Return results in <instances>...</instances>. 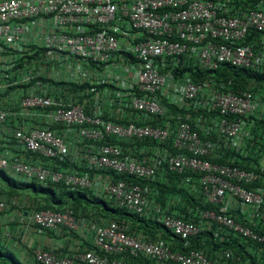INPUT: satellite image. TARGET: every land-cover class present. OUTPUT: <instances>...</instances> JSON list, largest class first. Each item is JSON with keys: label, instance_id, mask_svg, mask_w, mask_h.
I'll use <instances>...</instances> for the list:
<instances>
[{"label": "built area", "instance_id": "built-area-1", "mask_svg": "<svg viewBox=\"0 0 264 264\" xmlns=\"http://www.w3.org/2000/svg\"><path fill=\"white\" fill-rule=\"evenodd\" d=\"M253 31L264 33V7L248 8L246 14L235 15L224 8L222 0H0V66L5 55L15 61L21 44H28L25 41L37 43L47 49L45 52H58L64 58L75 57L89 63L93 70L77 71V81L83 83L92 78L97 84L112 81L117 86L120 99L129 98L131 106L138 111L164 113L166 107L161 100L151 96L157 93L181 106L188 100L195 106L202 104L209 111H216L219 114L213 117L214 128L209 123L207 132L216 130L239 148L244 141L243 117L255 109V94L233 91L208 93L203 83L189 76L174 79L171 72H162L158 59L182 56L186 67L198 66L209 70L217 69L223 63L262 67V39L256 44H239ZM129 63H138L139 71L126 86L122 77L134 71ZM13 66L15 64L9 68ZM120 67H124V71L119 72L117 69ZM107 68L109 70L106 71ZM28 75L26 81L31 78ZM39 75L37 73L34 77ZM171 81L173 83L169 86ZM180 82V89L175 91ZM101 90L97 96L105 97L108 102L114 100H108L112 97L109 96V87ZM171 94L172 97L169 96ZM176 95L181 99L175 98ZM258 107L264 112V91ZM47 108L52 109L46 112ZM26 110L27 115L38 113L46 116L52 124L62 123L69 132L90 142L82 152L73 154L74 162L82 161L90 169L108 170L129 178L114 180L113 176L104 177L99 173L94 176L72 173L64 168L52 169L42 163L10 162L4 157L0 158V168H11L26 178L50 180L67 187L92 189L98 185L121 206L139 214L158 210L161 204L154 197L156 189L132 182V176L148 181L161 179L167 173L163 171L165 167L180 174L189 172L186 182L192 183L194 175H198L193 187L204 195L208 204L219 206V210L208 208L201 212L200 217L209 228L212 222H216L244 238L264 241V236L229 213L228 203L233 199L249 208L247 218L264 221V189L245 186L260 178L259 171L212 161L211 156L219 144L204 138L189 122L182 121L167 127L135 122L123 124L89 114L80 104H67L48 95L25 97L17 111ZM10 112V109L0 108V126ZM108 136L133 143L144 140L164 143L172 138L174 147L182 152L174 154L151 143L136 146L133 154H126L117 144L103 143ZM16 138L27 151L44 158L56 160L70 155L65 137L50 126H26L16 132ZM260 167L264 168V153ZM2 207L0 204V209ZM161 219L166 228L185 240L201 231L198 223L185 219L179 211L164 214ZM28 224H36L56 234L63 228L76 232L81 227L71 208L35 211ZM93 229L94 249L65 253L40 248L35 251L34 259L42 264H134L126 259V255H130L155 258L162 264H216L201 250L176 251L165 242L130 234L127 225L114 219L95 224ZM232 257L230 251L221 256L225 263Z\"/></svg>", "mask_w": 264, "mask_h": 264}, {"label": "trees", "instance_id": "trees-1", "mask_svg": "<svg viewBox=\"0 0 264 264\" xmlns=\"http://www.w3.org/2000/svg\"><path fill=\"white\" fill-rule=\"evenodd\" d=\"M232 14L242 11L244 8L264 7V0H232ZM243 8V9H244ZM263 32L253 31L241 41L240 45L256 44L261 40ZM47 49L37 43H22L19 49L18 57L15 61L4 56L2 66L0 67V96L9 94L12 90L20 89L19 102L14 105V111H17L20 102L28 95H48L54 100L63 101L67 104H80L85 111L92 115H100L106 120H112L123 124L135 122L140 125H152L157 127H167L170 124L175 125L182 121L189 122L204 138L212 140L219 144V147L211 156V160L222 164H234L242 168L258 170L260 178L253 184L245 185L248 188L264 189V168L261 169L260 163L264 153V112L259 110L258 102L261 93L264 91V66L262 67H242L230 63H223L217 69H201L198 66L188 68L185 66V57L174 59L171 57H160L158 64L162 72H171L174 79H183L189 76L192 80L201 82L205 85L206 91H233L236 93L253 92L257 101L255 109L243 118L244 131L243 143L238 148L232 140L220 136L216 130L211 133L207 132V126L211 123L214 128L213 117L218 116L216 111H209L208 108L201 105H193V101H185L182 106L171 101L169 97L162 93L151 94L157 100H161L166 110L162 114H152L145 111H138L131 106V100L120 99L117 95V86L113 82L94 83L95 78L91 81H72L65 79H56L48 77V73L40 74L37 68L33 73L25 71V59L40 58V53L45 56ZM33 52L32 55L29 53ZM128 57L134 56L127 53ZM12 64L15 66L9 68ZM44 65V63H43ZM102 68V67H100ZM29 75H28V74ZM26 75L30 76L25 80ZM6 81V82H5ZM41 83H38V82ZM3 85H9L4 87ZM109 87L110 95L108 100L114 98L109 104L105 97L99 98L97 93L104 87ZM144 96V94H142ZM202 97L199 98V101ZM0 108L10 109L0 103ZM47 108L45 111H50ZM33 121L34 127H48L56 131L57 134L65 137L68 142L70 155L64 159L44 158L38 153L27 151L16 138L18 130H24L23 117L16 118L13 115L7 117L6 121L0 126V158H8L10 162L19 160L28 163H42L52 169H63L72 173H86L94 176L99 173L104 177L113 176L114 180L128 179L127 175H118L108 170H95L86 167L82 161L74 162L73 145H88L89 141L83 140L78 134L71 135L67 126L62 123L52 124L47 118L39 119L35 115ZM76 127V126H75ZM75 140V142H73ZM98 143V142H97ZM103 143H113L121 146L126 154H133L136 146L143 144L156 143L160 148H166L174 154L182 151L175 148L173 139L167 142L157 140H144L133 143V141L108 136ZM85 149V148H84ZM82 151H78L80 153ZM8 169L0 168V203L4 202L10 206L11 211L17 209L21 224H27L30 217L35 211L42 209H53L64 211L67 208L74 210L79 221L93 218L96 224H102L104 221L114 219L128 226V232L142 239L151 241L165 242L176 251L190 252L192 249L203 251L208 258L216 264H264V241L258 242L252 239L244 238L234 233L233 230L212 222L209 228L205 221L201 219V212L212 208L219 210V206L211 205L206 202L204 195L193 187V182L198 181V175H194L192 183H187L186 178L189 172L182 174L171 171L167 167V172L161 179L144 180L132 176V182L156 189L154 197L161 204L160 209H151L149 213L139 214L127 206H121L112 197L109 201L94 194L93 189L84 187H67L63 184H56L50 180H45L46 184L36 182H27L18 179L15 175L10 174ZM158 194V195H157ZM173 203V204H170ZM6 206V207H7ZM170 206V209L168 208ZM264 206V204H263ZM179 211L187 220H194L201 227V231L189 240L182 239L172 230L166 228L162 222L164 214H174ZM28 212V215L26 213ZM93 214V216L90 215ZM229 213L237 220L249 226L253 231L264 236V221L249 219L241 211L230 209ZM197 214V215H196ZM91 221V220H90ZM87 222V220H86ZM40 227L36 224H31ZM49 231V230H47ZM4 249L7 252H4ZM47 249V248H46ZM87 249H94V245H89ZM33 252V259L35 252ZM225 251H230L233 257L226 263L221 256ZM126 259L134 264H162L155 258L140 257L134 258L126 255ZM0 264H27L22 261L15 252L0 242ZM32 264H42L36 260ZM170 264H179L172 262Z\"/></svg>", "mask_w": 264, "mask_h": 264}, {"label": "crops", "instance_id": "crops-1", "mask_svg": "<svg viewBox=\"0 0 264 264\" xmlns=\"http://www.w3.org/2000/svg\"><path fill=\"white\" fill-rule=\"evenodd\" d=\"M231 2L232 0H222V5L225 9H227L229 12H232L233 9H231ZM241 6L242 11H237L236 15H243L246 14L248 8H244ZM36 39V38H33ZM261 45H262V56L260 58L264 60V33L261 34ZM28 44H32L31 42L25 41ZM33 42H37L36 40H33ZM260 53V54H261ZM259 54V55H260ZM43 57V56H42ZM132 68H134V71L132 73H128L129 76H123L122 79L125 80V85L128 86L131 81H133L137 73L139 71V64L138 63H129ZM43 62H41L40 66L42 67ZM40 74H45L46 72H49L47 70H42V68L38 69ZM6 82V81H5ZM173 81L169 82L168 85L171 86ZM8 87V86H5ZM4 88V87H3ZM170 97L173 96V94L169 95ZM20 97V89L12 90L9 94L5 95V99L3 96H0V103L7 107V104L9 103V108H11V112L9 114L15 116L16 118L23 117V125L29 128L34 127L33 126V119H35V115H39L38 113H34L32 115H27L28 110L19 112L14 111L15 108L14 105H16L19 102ZM99 97V96H98ZM101 98V96L99 97ZM177 99H181L179 96H175ZM110 103V102H108ZM19 109V106H18ZM17 109V110H18ZM34 112V111H33ZM39 119H47L46 116H37ZM32 119V120H31ZM71 135L72 132H70ZM75 142V140H73ZM73 153H78V151H81L84 146L83 145H73ZM64 169H66L65 166H63ZM86 174V173H81ZM100 187L96 185L93 190H100ZM228 203L230 205L231 209H235L236 211H241L244 216H248L250 214L249 208L244 207L239 204V202H236L233 199H229ZM3 204V207L0 209V242L4 244L5 246L9 247L13 252L17 254V256L24 261L27 264L34 263L35 259H33V251L35 252L37 249L40 248H47L54 251H60L65 253H73L76 251H86L88 246L91 244L93 245V234H94V225L97 222L93 218H88L86 220L84 218H81L80 224L81 227L76 232H71L66 228L61 229V231L56 234L53 231H47L44 229H41L37 226L30 225V224H21V221L18 217L19 212L17 209H13L11 211H8L6 209L10 208V206L6 205L4 202L0 203ZM7 206V207H6ZM16 210V211H14ZM28 213V212H27ZM28 215V214H27ZM91 216H93L92 213H90ZM91 220V221H90ZM98 223V222H97Z\"/></svg>", "mask_w": 264, "mask_h": 264}, {"label": "rangeland", "instance_id": "rangeland-1", "mask_svg": "<svg viewBox=\"0 0 264 264\" xmlns=\"http://www.w3.org/2000/svg\"><path fill=\"white\" fill-rule=\"evenodd\" d=\"M30 55L33 54V52L29 53ZM6 56V55H5ZM40 58L35 59V58H27L25 59V71L24 72H30L33 73L34 68H42V70H47L49 71L48 77L50 78H56V79H65V80H72V81H77L76 79V74L77 71H91L93 70V67L89 65L84 60L78 59V58H72L68 59L67 57H63L60 53L54 52V53H49L45 52V56L42 57V54L40 53ZM41 62L44 63L42 67L40 66ZM1 67V66H0ZM124 67H120L117 70L119 72L124 71ZM109 70V68L106 69V71ZM112 82V81H110ZM181 87V82L178 84L177 88L175 91H178ZM10 174L15 175L18 179L27 181V182H36L39 184H46V181H41L38 179L34 178H26L22 174H17L12 169H8ZM100 190H95L94 194L98 195L101 198H104L106 201H109L112 197L110 194L106 193L103 191L102 188H99ZM10 209V208H8ZM16 211V210H14ZM4 252H7L4 249Z\"/></svg>", "mask_w": 264, "mask_h": 264}, {"label": "water", "instance_id": "water-1", "mask_svg": "<svg viewBox=\"0 0 264 264\" xmlns=\"http://www.w3.org/2000/svg\"><path fill=\"white\" fill-rule=\"evenodd\" d=\"M28 213H26V215H27Z\"/></svg>", "mask_w": 264, "mask_h": 264}, {"label": "clouds", "instance_id": "clouds-1", "mask_svg": "<svg viewBox=\"0 0 264 264\" xmlns=\"http://www.w3.org/2000/svg\"><path fill=\"white\" fill-rule=\"evenodd\" d=\"M89 250H91V249H89Z\"/></svg>", "mask_w": 264, "mask_h": 264}]
</instances>
